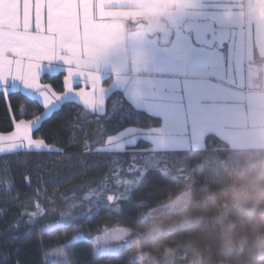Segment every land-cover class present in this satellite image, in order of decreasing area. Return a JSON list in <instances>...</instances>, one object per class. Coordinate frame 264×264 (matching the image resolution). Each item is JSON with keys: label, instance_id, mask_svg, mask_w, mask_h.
<instances>
[{"label": "trees", "instance_id": "16d2710c", "mask_svg": "<svg viewBox=\"0 0 264 264\" xmlns=\"http://www.w3.org/2000/svg\"><path fill=\"white\" fill-rule=\"evenodd\" d=\"M64 77V72L46 73L42 83L62 93L65 90ZM109 83L110 80L105 81L106 85ZM8 100L11 113L5 99L0 98V133L11 132L14 122L31 120L44 111L40 103L20 93L10 95ZM18 110L26 111L27 115L19 114ZM78 112L80 117L74 118ZM161 125L160 118L134 107L123 92L115 91L108 98L105 114L91 113L78 102L66 103L62 110L44 121L40 131L33 133L34 138L43 137L50 145L55 143L62 149L60 154L21 153L20 160L30 161L24 166L18 165L15 157H0V177H15L14 191L5 193L4 186L0 185V264L5 258L9 264H42L46 259L45 253L49 258L59 257L61 254L55 250L56 246L63 245L77 230L96 236L118 228H129L130 248L122 257L101 259L96 264H126L132 260L133 264H264V250L254 241L253 235L264 231V210L259 205H246L239 209L231 205L222 207L220 197L221 191L236 178L264 172V148H232L216 134L206 136L202 149L180 151H155L149 142L139 140L137 147L146 150L150 168L145 169L143 182L131 193L132 202H124L122 207L111 211L105 208L78 228L73 226L41 234V222L38 221L30 232L21 229L16 233L17 239L9 234L17 220L28 219L27 216L21 217L20 213L33 210L29 207L30 201L42 202L43 197L51 198L54 194L62 201L64 197L83 194L81 189L87 192L95 188L98 182L111 185L115 173L137 161L130 155L131 149L106 157L99 153L89 157L85 150L86 142L90 148H99L102 144L97 141H106L107 136L117 135L127 127L150 130ZM74 132L75 138L71 135ZM64 157H68L66 163H62ZM105 159L108 162L102 163ZM77 160L89 161V166L80 165L59 183H49L71 171ZM5 161L11 165L7 173ZM137 162L141 165L139 160ZM25 176L32 178L31 186L25 183ZM37 189L39 196L36 195ZM147 191H151V195L145 198L141 208H137L135 202ZM17 194L19 199H12ZM184 194L187 197L191 194L187 214L163 211L160 215L148 217L151 211ZM202 199L207 200V205L201 203ZM213 199L215 207L210 206ZM71 203H57V214L67 211ZM220 212L223 216L219 215ZM188 217L200 219L199 222H190ZM161 221L159 234L147 228L150 222ZM229 221L237 233L244 230L247 242L243 252H226L220 247L221 232ZM41 241L43 245L52 247H43ZM93 247L80 241L66 251L75 252L73 259L87 264L92 259Z\"/></svg>", "mask_w": 264, "mask_h": 264}, {"label": "crops", "instance_id": "0c3cea01", "mask_svg": "<svg viewBox=\"0 0 264 264\" xmlns=\"http://www.w3.org/2000/svg\"><path fill=\"white\" fill-rule=\"evenodd\" d=\"M105 7L107 22L116 27L98 41L107 55L97 65L74 69H98L101 75L105 111L95 114H105L109 96L121 91L134 107L161 119L162 126L145 137L155 151L202 149L208 134L232 148H264V21L255 15L253 0H109ZM229 9L232 16L225 18ZM147 19L165 21L174 30L169 46L141 28ZM187 21L229 28L231 41L224 50L199 47L183 30ZM47 66L42 63L41 85L46 73L68 74L62 62L53 61L51 72ZM117 73L122 85L113 83ZM72 88L93 91L86 77L74 80Z\"/></svg>", "mask_w": 264, "mask_h": 264}, {"label": "snow or ice", "instance_id": "6c2138e0", "mask_svg": "<svg viewBox=\"0 0 264 264\" xmlns=\"http://www.w3.org/2000/svg\"><path fill=\"white\" fill-rule=\"evenodd\" d=\"M109 0H0V98L5 99L8 111L11 113V104L8 100L10 95L20 93L26 97L34 99L40 103L44 111L36 115L31 120H19L14 122V130L8 133H0V157H15L16 163L20 166L28 165V159L20 160L21 153L39 154L55 153L60 154L62 149L56 144L50 145L46 139L33 138V133L40 131L44 121L50 119L58 111L62 110L66 103L82 101L85 108L94 113L105 111L106 89L98 87L101 75L98 69L82 70L75 72L76 68H83V65H97L98 61L107 55L108 49L100 45L99 38L102 33L116 31L113 24L107 22L109 12L105 5ZM46 17V26H45ZM48 62L47 71H52V62H62L67 66V75L64 77L65 91L57 94L49 85L39 83L43 62ZM86 77L93 86L92 92L81 90L74 92L72 84L74 80ZM115 85H122L119 73L113 82ZM113 86V85H112ZM111 86V87H112ZM99 93L98 95L96 93ZM19 114L27 115L26 111L18 110ZM81 113H77L74 118H79ZM82 130V129H79ZM75 138L76 133L71 134ZM144 137H151L148 130L136 127H127L117 135L107 136V140H99L102 144L99 148L88 147L85 143L86 154L91 157L94 153L108 156L113 153L123 152L131 149L130 155L139 160L142 167L136 168L130 179L123 181L116 186L114 194L107 195L106 201L104 193L112 189V185L98 182L95 188H90L87 192L81 189V195H71L58 200L57 195L53 197H43L42 202H29L32 211L24 210L21 217L9 229V234L13 239L19 238L16 233L21 229L30 232L36 228L40 221L39 231L41 234L59 231L62 228L78 226L85 221L91 220L100 211L107 208L109 211L122 207L124 202H132L131 193L135 191L143 182L145 169L150 168V162L145 156V149L137 147L138 141ZM161 140H156L155 146L159 147ZM68 157H64L62 163H66ZM102 163L108 161L102 160ZM5 173L10 171L11 165L5 161ZM89 166V161L77 160L73 169L63 176L55 177L49 183H59L61 180L72 175L76 167ZM56 166H59L56 165ZM31 177L25 176V183L31 186ZM0 185L4 186L5 193L15 190V177H0ZM39 196V189L36 190ZM151 195V191L143 194V198L135 202L137 208H141L145 203V198ZM19 199V194L12 197ZM67 211L57 214V203L68 204ZM76 215L72 213L77 211ZM51 217L50 219H47ZM139 216L136 214V221ZM86 242L94 246L91 252L92 259L87 264H96L98 260L122 257L130 248L131 236L129 228L105 231L103 235L92 236L77 230L72 237L66 239L63 245H57L56 251L60 252L59 257H48L42 264H80L73 259L75 252L66 251L74 243ZM112 241H117L113 244ZM43 245V241H41ZM50 248L51 245H43ZM3 264H9L7 258ZM126 264H133L126 262Z\"/></svg>", "mask_w": 264, "mask_h": 264}, {"label": "clouds", "instance_id": "9594fccd", "mask_svg": "<svg viewBox=\"0 0 264 264\" xmlns=\"http://www.w3.org/2000/svg\"><path fill=\"white\" fill-rule=\"evenodd\" d=\"M255 15L261 21H264V3H260L257 0L255 5ZM225 18H230L232 16L231 9L224 12ZM223 204L222 207L231 205L234 208H242L246 205L261 206L264 210V172L257 174L245 175L236 178L226 189H223L220 193ZM191 199V194L186 198L185 202L181 205L179 211L181 214H187L188 200ZM202 204L207 205V200L201 201ZM210 206L215 207L216 201L212 200ZM223 216V213H219ZM190 222H199V217H188ZM161 222H150L147 228L150 231H154L159 234L161 231ZM254 241L264 249V231L259 233L254 232ZM247 238L244 235V230L241 229L239 233L234 231V225L231 221L227 223L224 230L221 232L219 244L222 250L226 252H243L245 249V244Z\"/></svg>", "mask_w": 264, "mask_h": 264}, {"label": "water", "instance_id": "95a60500", "mask_svg": "<svg viewBox=\"0 0 264 264\" xmlns=\"http://www.w3.org/2000/svg\"><path fill=\"white\" fill-rule=\"evenodd\" d=\"M257 0H253V9L255 11V5ZM260 3H264V0H259ZM142 29H144L149 36H159L160 42L163 46H169L174 36V30L168 26L165 21L147 19L142 22ZM183 30L186 34L192 35L195 44L199 47H205L208 49H214L216 46L220 50H224L225 47L231 41V29L219 28L212 21H187Z\"/></svg>", "mask_w": 264, "mask_h": 264}, {"label": "rangeland", "instance_id": "374dc122", "mask_svg": "<svg viewBox=\"0 0 264 264\" xmlns=\"http://www.w3.org/2000/svg\"><path fill=\"white\" fill-rule=\"evenodd\" d=\"M155 129H158V128H155ZM150 130H152V129H150ZM140 140H145V141L149 142L148 140L145 139V137L141 138ZM151 147L153 149L152 144H151ZM133 160H136V159H133ZM136 162L132 163L126 169L120 170V171H118L117 173L114 174V176H113V178L111 180V185L113 187H112V189L110 191L104 193V197L105 198L107 197V195L114 194V192L116 191V186H119L123 181H126V180L130 179L132 174H133V172H134V170L136 168L142 167V164L140 165V164H138V162L137 163ZM106 185H109V184H106ZM186 198H187V195L184 194L180 198H177L176 200L169 202L168 204L162 206L161 208L151 211L150 213H148V217H155L157 215H160V213L163 212V211H179L181 205L185 202ZM72 214L76 215L77 212L74 211ZM118 229H120V228H118ZM113 230H115V229H113ZM113 230H107V231H113ZM104 232L99 233L98 235H103ZM129 233H130V236H131V232H129ZM112 243L115 244V243H117V241H112Z\"/></svg>", "mask_w": 264, "mask_h": 264}]
</instances>
